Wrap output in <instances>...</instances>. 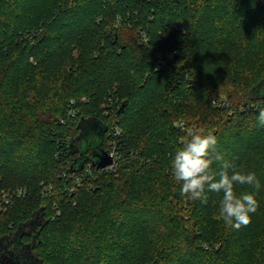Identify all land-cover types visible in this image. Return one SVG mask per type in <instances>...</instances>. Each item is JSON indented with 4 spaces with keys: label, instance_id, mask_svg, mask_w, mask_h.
Instances as JSON below:
<instances>
[{
    "label": "trees",
    "instance_id": "16d2710c",
    "mask_svg": "<svg viewBox=\"0 0 264 264\" xmlns=\"http://www.w3.org/2000/svg\"><path fill=\"white\" fill-rule=\"evenodd\" d=\"M261 84V0H0V192L26 190L0 240L20 230L43 264H264ZM71 99L104 122L105 150L120 130L115 171L76 168ZM190 131L260 181L240 230L217 219L222 193L181 195L171 160Z\"/></svg>",
    "mask_w": 264,
    "mask_h": 264
},
{
    "label": "clouds",
    "instance_id": "9594fccd",
    "mask_svg": "<svg viewBox=\"0 0 264 264\" xmlns=\"http://www.w3.org/2000/svg\"><path fill=\"white\" fill-rule=\"evenodd\" d=\"M259 95L264 96V89ZM258 125L264 127V108L257 116ZM189 139L178 149L171 160V172L180 185L181 195L190 200L207 203L208 192L222 193L217 219L225 226L240 230L251 223V216L259 208L256 194L261 189L254 172H245L234 160L225 159L218 150V139L212 133L189 132ZM219 164V171L213 164ZM251 186L254 192L237 194L234 186Z\"/></svg>",
    "mask_w": 264,
    "mask_h": 264
},
{
    "label": "water",
    "instance_id": "95a60500",
    "mask_svg": "<svg viewBox=\"0 0 264 264\" xmlns=\"http://www.w3.org/2000/svg\"><path fill=\"white\" fill-rule=\"evenodd\" d=\"M264 3V0H261ZM123 107V105H122ZM84 120H100L93 117L88 118H82ZM107 127L104 124L103 129V135L106 131ZM103 135L102 138L99 141H91L87 143V146L85 147L84 153L85 156H80L76 160V168L81 169L87 160H90L94 166H96L98 169L105 168L106 166L113 163V158L110 156V154L102 147L103 142ZM91 149L92 150V156L88 157L86 152ZM74 151H77V149H72ZM7 242V243H6ZM4 245H1L0 240V261L3 264H43L40 259L37 258L35 254L32 252V244H22V248L18 253L12 252L13 250L8 251V247L10 244V241L7 240Z\"/></svg>",
    "mask_w": 264,
    "mask_h": 264
},
{
    "label": "rangeland",
    "instance_id": "374dc122",
    "mask_svg": "<svg viewBox=\"0 0 264 264\" xmlns=\"http://www.w3.org/2000/svg\"><path fill=\"white\" fill-rule=\"evenodd\" d=\"M261 89H264L263 84L257 86L255 88L254 92L259 94ZM85 105L86 104H84V103H79V105H78L79 110L77 111L76 116L73 117V119L71 120L72 121L71 124H78L80 132L76 137H72L70 139V142H69L70 148L75 149V150L77 149V151L79 152V155L81 157L85 156L84 150H85V147L87 146V143L91 142V141H99L102 138L103 129H104V122L102 120H90V119L84 120L82 118L80 119L82 114L85 113V112H82V108ZM102 108H103V110L106 109L104 107V104H103ZM109 113H111V112H109ZM78 121H79V123H78ZM113 133H114V129L108 130V132H107L106 149L109 148L108 142L111 139V137L113 136ZM19 233H20V230L14 234L13 243L11 245L9 244V246H7L8 251L13 250L12 252H14L15 254L18 253L22 248V244L18 240ZM7 240H8L7 237L2 238L1 239V245L3 246Z\"/></svg>",
    "mask_w": 264,
    "mask_h": 264
},
{
    "label": "built area",
    "instance_id": "2783aa9c",
    "mask_svg": "<svg viewBox=\"0 0 264 264\" xmlns=\"http://www.w3.org/2000/svg\"><path fill=\"white\" fill-rule=\"evenodd\" d=\"M81 102H85V98L81 99ZM217 103L218 106H228V103L225 99H221L220 101H214ZM78 102L75 99H71L70 105L65 113V117L61 118L62 123H66L68 120H72L73 117L76 116L77 111L79 110ZM114 100L110 99L106 104H104V107L106 108V113H109L113 109ZM121 135V132L118 128L114 130L113 136L109 140V148L107 149V152L110 154V156L113 158V163L106 166L105 168L109 171H115L117 168V164L122 157L120 145H119V136ZM93 166L91 162L87 164L86 171L90 170V167ZM95 167V166H94ZM97 168V167H96ZM98 169V168H97ZM98 169V170H102ZM78 181V179H76ZM26 194V190L22 188L17 189H10V190H4L0 192V210L5 207V205L12 204L14 202L15 198H20Z\"/></svg>",
    "mask_w": 264,
    "mask_h": 264
}]
</instances>
